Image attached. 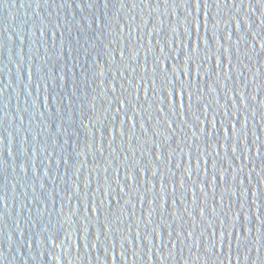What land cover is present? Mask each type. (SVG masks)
Masks as SVG:
<instances>
[{
	"label": "water",
	"instance_id": "1",
	"mask_svg": "<svg viewBox=\"0 0 264 264\" xmlns=\"http://www.w3.org/2000/svg\"><path fill=\"white\" fill-rule=\"evenodd\" d=\"M0 264H264V0H0Z\"/></svg>",
	"mask_w": 264,
	"mask_h": 264
},
{
	"label": "snow or ice",
	"instance_id": "2",
	"mask_svg": "<svg viewBox=\"0 0 264 264\" xmlns=\"http://www.w3.org/2000/svg\"><path fill=\"white\" fill-rule=\"evenodd\" d=\"M243 2V0H241V3Z\"/></svg>",
	"mask_w": 264,
	"mask_h": 264
}]
</instances>
